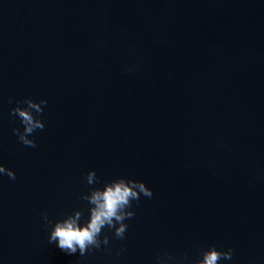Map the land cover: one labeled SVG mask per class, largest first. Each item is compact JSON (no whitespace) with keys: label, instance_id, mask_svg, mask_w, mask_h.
<instances>
[{"label":"water","instance_id":"water-1","mask_svg":"<svg viewBox=\"0 0 264 264\" xmlns=\"http://www.w3.org/2000/svg\"><path fill=\"white\" fill-rule=\"evenodd\" d=\"M26 99L47 101L36 148L13 132ZM0 165V264H193L213 244L264 264V0H0ZM118 177L153 193L124 240L48 242L41 213L83 222Z\"/></svg>","mask_w":264,"mask_h":264},{"label":"clouds","instance_id":"clouds-1","mask_svg":"<svg viewBox=\"0 0 264 264\" xmlns=\"http://www.w3.org/2000/svg\"><path fill=\"white\" fill-rule=\"evenodd\" d=\"M17 104V107L11 109L10 114L20 119L24 130L20 132L19 129H14L13 132L24 146L36 148L35 140L28 137L33 136L37 130L42 131L44 129L45 125L40 118L43 113L41 105H46L47 101L41 100L37 103L31 99H26L18 101ZM19 104L26 105V107L22 108ZM0 174H6L13 180L16 178L11 170L2 165H0ZM85 180L89 186L99 183L95 171H89ZM141 195L152 198L153 193L143 182L123 177L105 183L103 188L90 187L89 193L80 197L89 205L87 209L88 218L83 222L84 213L82 210L74 209L71 214H66L63 219L54 224L48 218L47 212L41 213L46 225L51 226L48 242L50 244L57 243L58 247L68 254L78 252L83 257L93 250L99 251L102 245L107 246L109 244L107 235H103V239H101L105 228L114 233V239L124 240L128 229L125 221L135 216L134 211L131 210L133 201L138 202ZM234 251L233 248H228L226 251L218 250L216 245H209L207 250L200 253L193 264H220L221 260H231ZM119 254L118 252L117 255ZM173 259L172 256H167L168 261ZM157 260H160L159 256H157Z\"/></svg>","mask_w":264,"mask_h":264}]
</instances>
